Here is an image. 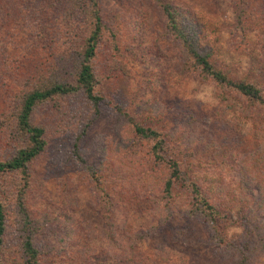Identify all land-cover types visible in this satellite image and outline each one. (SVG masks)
I'll list each match as a JSON object with an SVG mask.
<instances>
[{
	"label": "rangeland",
	"instance_id": "374dc122",
	"mask_svg": "<svg viewBox=\"0 0 264 264\" xmlns=\"http://www.w3.org/2000/svg\"><path fill=\"white\" fill-rule=\"evenodd\" d=\"M160 1L215 71L261 100L204 78L155 0H0V161L28 146L16 125L24 97L74 85L92 3L101 26L90 62L99 101L78 90L35 104L43 151L24 174L0 175V264H32L26 238L33 264H236L257 253L264 0Z\"/></svg>",
	"mask_w": 264,
	"mask_h": 264
},
{
	"label": "trees",
	"instance_id": "16d2710c",
	"mask_svg": "<svg viewBox=\"0 0 264 264\" xmlns=\"http://www.w3.org/2000/svg\"><path fill=\"white\" fill-rule=\"evenodd\" d=\"M155 1L159 5L164 16L165 25L168 32L177 41L179 47L182 48L188 57L192 59L194 65L199 68L200 74L204 78H211L217 85L224 88L230 87L250 99L257 101L261 100L259 92L255 88L241 82H232L226 79L222 73L215 71L207 59L200 56L196 52L193 42L194 32L182 21L183 18L178 14L177 10L170 4L162 3L160 0ZM91 14L93 17L94 26L91 28V31L83 42L80 52L79 67L74 85L57 83L48 88L34 90L24 97L16 117V125L18 129L27 136L28 146L17 151L10 159L0 161V175L9 172H20L21 174H24L28 169V163L43 151V131L41 128L32 126L29 122V116L35 104L42 102L54 95H71L78 90H81L85 98L92 103H97L99 101V98L94 94L93 89L95 82L90 67V62L94 56L98 43L101 27L98 11L94 3H92ZM135 133L143 137H153L155 135L153 132H145L139 128H135ZM176 166V164L171 163V172L169 174L168 180L164 184V190L166 193L169 192L172 182L178 178L179 171ZM3 231L4 210L0 202V246L2 244ZM256 243L258 246L257 253L253 256H250L249 254H244L243 251H241V253L237 255L236 264H260L264 262L262 261L264 259V241L262 239H258ZM22 248L28 258L27 261L33 264L37 254L28 238L23 241ZM248 253H251V251L249 250Z\"/></svg>",
	"mask_w": 264,
	"mask_h": 264
}]
</instances>
